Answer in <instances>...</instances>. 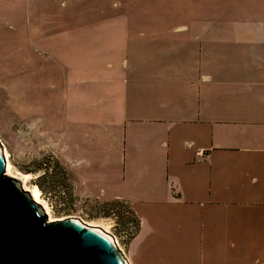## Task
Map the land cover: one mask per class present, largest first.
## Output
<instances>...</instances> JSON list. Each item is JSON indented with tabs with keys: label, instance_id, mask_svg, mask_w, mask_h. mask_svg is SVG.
<instances>
[{
	"label": "crops",
	"instance_id": "obj_1",
	"mask_svg": "<svg viewBox=\"0 0 264 264\" xmlns=\"http://www.w3.org/2000/svg\"><path fill=\"white\" fill-rule=\"evenodd\" d=\"M15 2L66 165L140 220L130 264H264V0Z\"/></svg>",
	"mask_w": 264,
	"mask_h": 264
},
{
	"label": "rangeland",
	"instance_id": "obj_2",
	"mask_svg": "<svg viewBox=\"0 0 264 264\" xmlns=\"http://www.w3.org/2000/svg\"><path fill=\"white\" fill-rule=\"evenodd\" d=\"M17 5L15 0H0V148L8 152L11 174L40 190L53 218L78 219L103 231L130 264L129 245L137 233L131 204L88 192L66 165L63 118L58 121L55 110L50 115L49 102L38 99L57 85L34 82V63L21 62L23 57L31 59L33 52L27 42H20ZM22 22L26 30L30 21Z\"/></svg>",
	"mask_w": 264,
	"mask_h": 264
},
{
	"label": "water",
	"instance_id": "obj_3",
	"mask_svg": "<svg viewBox=\"0 0 264 264\" xmlns=\"http://www.w3.org/2000/svg\"><path fill=\"white\" fill-rule=\"evenodd\" d=\"M0 264H127L105 233L74 218L48 221L6 175L0 150Z\"/></svg>",
	"mask_w": 264,
	"mask_h": 264
},
{
	"label": "bare ground",
	"instance_id": "obj_4",
	"mask_svg": "<svg viewBox=\"0 0 264 264\" xmlns=\"http://www.w3.org/2000/svg\"><path fill=\"white\" fill-rule=\"evenodd\" d=\"M3 156H4V159H5V171H6V175L9 176L10 178L14 179L16 182H20V187L21 189L28 193L29 196L31 197V199L38 203L43 212L47 215L48 217V221H56V220H60V218H53V216L51 215L50 213V208H49V205L47 204V202L45 200H43L40 196V190L36 187H33V188H29L26 184L25 181H22L20 180V178H18L17 176H14L11 174V162L9 160V157H8V152L6 150H2V148H0ZM94 228V227H93ZM97 229L98 231H101L100 229L98 228H95ZM103 232V231H101ZM104 233V232H103ZM114 242V240H113ZM115 243V242H114ZM116 244V243H115ZM127 261V264H129L128 260Z\"/></svg>",
	"mask_w": 264,
	"mask_h": 264
},
{
	"label": "trees",
	"instance_id": "obj_5",
	"mask_svg": "<svg viewBox=\"0 0 264 264\" xmlns=\"http://www.w3.org/2000/svg\"><path fill=\"white\" fill-rule=\"evenodd\" d=\"M132 212L134 213V216L133 217H131V220H132V218H133V221H134V227H135V229L137 230L136 232H138V229H139V226H140V220H139V218H138V216L135 214V212H134V210L132 209ZM131 223H133V222H131ZM134 233V232H133ZM132 233V237L134 236V234Z\"/></svg>",
	"mask_w": 264,
	"mask_h": 264
}]
</instances>
